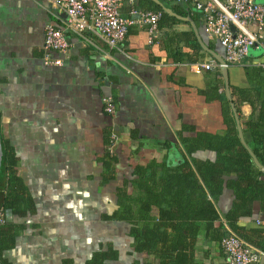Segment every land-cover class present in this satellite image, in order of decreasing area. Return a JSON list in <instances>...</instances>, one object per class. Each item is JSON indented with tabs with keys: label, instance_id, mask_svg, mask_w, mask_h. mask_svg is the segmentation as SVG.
<instances>
[{
	"label": "crops",
	"instance_id": "1",
	"mask_svg": "<svg viewBox=\"0 0 264 264\" xmlns=\"http://www.w3.org/2000/svg\"><path fill=\"white\" fill-rule=\"evenodd\" d=\"M167 5L172 11L161 22L157 42L149 41L145 28H130L125 42L129 57L96 38L89 43L70 33V49L52 54L62 58L63 64L47 65L46 26L64 27L67 16H59L47 0H0L3 154L4 149L16 153L18 174L36 210L24 217L6 213L8 222L25 224L15 247L3 253L11 264H60L64 259L84 264L109 243L120 252L119 259L110 264H136L144 256L134 252L131 225L103 218L116 210L117 188L125 179L135 178V167L154 162L179 164L180 131L186 126L191 130L185 135L225 136L227 121L232 119L239 134L232 103L248 140L245 122L253 116L254 107L244 100V90L250 88L244 68L264 60V48H252L242 63L229 69L230 100L222 72H198L192 67L216 58L198 35L217 56L224 57L221 44L207 35L203 15L191 4L177 6V10L173 9L177 4ZM131 8L126 3L124 15L129 16ZM180 56L198 60L180 62ZM217 86L226 100L218 98ZM106 95L117 103L114 116L104 110ZM112 129L119 136L117 177L103 183L102 158ZM216 154L200 150L197 156L215 159ZM258 168L264 182V171ZM235 199L234 190L226 187L217 201L223 222ZM239 225L259 246L244 239L264 251V200L256 199L252 215L240 218ZM204 244L209 264H229L221 243L205 240Z\"/></svg>",
	"mask_w": 264,
	"mask_h": 264
},
{
	"label": "trees",
	"instance_id": "2",
	"mask_svg": "<svg viewBox=\"0 0 264 264\" xmlns=\"http://www.w3.org/2000/svg\"><path fill=\"white\" fill-rule=\"evenodd\" d=\"M148 3V9L164 12L161 26L169 13L151 0H137L140 8ZM184 5H174L173 9ZM189 10L187 8V12ZM186 60L197 61L198 58L191 56L184 59L180 56V62ZM244 69L250 85L244 90V100L254 107L253 116L245 122L248 140L245 139L254 154L241 142L232 119L227 121L229 130L225 136L204 132L194 136L185 135L186 131L191 130L186 126L180 131L182 158L179 164L170 166L166 162H154L137 166L135 178L125 179L117 188L118 206L113 213L104 214L103 218L125 221L131 225L129 236L134 252L144 256L136 260V264H209L206 252L202 251L205 240L222 243L228 234L226 225L248 239L239 220L252 215V204L256 199L264 200V182L260 179L263 173L253 157L255 155L264 166V60ZM218 91L217 86L216 93L220 96ZM218 98L226 100V97ZM200 150L214 151L217 157L202 159L197 156ZM4 155L8 174L6 177L0 176V191L4 192L5 213L11 212L21 217L35 213L28 186L17 171L16 153L4 149ZM102 160L103 183L116 179L118 156L107 150ZM232 176L236 178H229ZM132 185L135 191L131 190ZM226 187L234 190L236 199L231 210L224 215L226 221L223 222L217 201ZM24 228L23 223L8 221L0 225L2 264H11L3 253L15 247L16 238ZM250 242L259 246L257 242ZM119 257V250L109 243L107 248L101 245L84 264H110ZM60 264L76 263L64 259Z\"/></svg>",
	"mask_w": 264,
	"mask_h": 264
},
{
	"label": "built area",
	"instance_id": "3",
	"mask_svg": "<svg viewBox=\"0 0 264 264\" xmlns=\"http://www.w3.org/2000/svg\"><path fill=\"white\" fill-rule=\"evenodd\" d=\"M58 15H66L64 27L48 24L45 31V64L62 65V58H53L54 52L66 53L71 47L70 33L84 37L93 43L94 38L109 49H116L126 56L125 42L133 25L147 30L149 41L160 39V21L164 12L143 9L137 0H47ZM169 4H191L200 12L210 39L217 40L224 48V63L217 58L192 64L194 71H220L231 68L249 56L252 48H264V3L257 0H163ZM126 3L132 4L130 15L123 13ZM235 27L234 31L232 27ZM107 54V53H106ZM108 115L117 113V103L112 95L103 97ZM118 133L112 129L107 150L115 154ZM7 222L6 213L0 210V225ZM228 234L222 239V248L229 264H255L264 251L256 248L226 225Z\"/></svg>",
	"mask_w": 264,
	"mask_h": 264
},
{
	"label": "water",
	"instance_id": "4",
	"mask_svg": "<svg viewBox=\"0 0 264 264\" xmlns=\"http://www.w3.org/2000/svg\"><path fill=\"white\" fill-rule=\"evenodd\" d=\"M154 3H156L157 5L161 6L162 8H164V10L167 12H171V8L168 7L167 3L164 2L163 0H152ZM188 21H192L191 18H188ZM232 29L235 31L236 28L233 26ZM203 47L206 49V51L210 52L211 54H213L220 62L224 63V57H221V56H217L216 53H214L213 50L209 49L204 43L203 41L201 40L200 36L198 35ZM229 69L230 68H227V67H223L221 69V72L224 76V79H225V82H226V93H227V96L228 98L231 100V93H230V83H229ZM232 106H233V110L235 112V115H236V119H237V124H238V128H239V134H240V138H241V141L242 143L246 146V148H248L250 150L251 153L252 150L250 149V147L248 146L246 140H245V137H244V133H243V130H242V126H241V123H240V119H239V115H238V112L236 110V107L235 105L232 103ZM1 122V121H0ZM1 126V124H0ZM254 154V153H253ZM254 157V161L255 163L257 164L258 167H260L263 171H264V166L260 164V162L258 161L257 157L255 155H253ZM7 172V168H6V162L4 160V154H3V143H2V137H1V127H0V176H3L5 173ZM3 204H4V192L0 191V210L3 208ZM0 264H2L1 260H0ZM259 264H264V255L262 256Z\"/></svg>",
	"mask_w": 264,
	"mask_h": 264
},
{
	"label": "rangeland",
	"instance_id": "5",
	"mask_svg": "<svg viewBox=\"0 0 264 264\" xmlns=\"http://www.w3.org/2000/svg\"><path fill=\"white\" fill-rule=\"evenodd\" d=\"M171 157H172V155H171ZM125 222V221H124ZM126 224H128L127 222H125ZM119 246H120V248H122V246H123V244H122V242L120 241V243H119ZM122 250V249H121ZM59 251H62V248L61 247H59Z\"/></svg>",
	"mask_w": 264,
	"mask_h": 264
}]
</instances>
